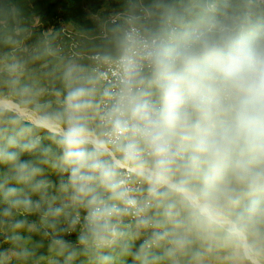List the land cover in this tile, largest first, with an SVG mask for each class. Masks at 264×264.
I'll return each instance as SVG.
<instances>
[{"label":"clouds","instance_id":"9594fccd","mask_svg":"<svg viewBox=\"0 0 264 264\" xmlns=\"http://www.w3.org/2000/svg\"><path fill=\"white\" fill-rule=\"evenodd\" d=\"M67 2L0 0V264H264V0Z\"/></svg>","mask_w":264,"mask_h":264},{"label":"rangeland","instance_id":"374dc122","mask_svg":"<svg viewBox=\"0 0 264 264\" xmlns=\"http://www.w3.org/2000/svg\"><path fill=\"white\" fill-rule=\"evenodd\" d=\"M41 9L48 12L50 24H60L68 18H78L82 14L80 3H69L67 0H38L36 11Z\"/></svg>","mask_w":264,"mask_h":264}]
</instances>
